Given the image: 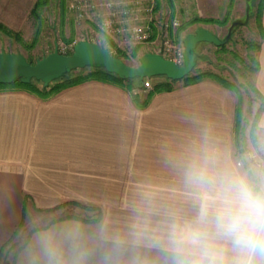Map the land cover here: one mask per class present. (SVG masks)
Listing matches in <instances>:
<instances>
[{"label":"crops","instance_id":"0c3cea01","mask_svg":"<svg viewBox=\"0 0 264 264\" xmlns=\"http://www.w3.org/2000/svg\"><path fill=\"white\" fill-rule=\"evenodd\" d=\"M247 5L252 10V0ZM262 32L250 84L254 152L264 158V6ZM238 102L235 88L213 78L146 101L96 81L49 99L1 88L0 264H47L38 235L68 227L82 236L79 264H170L148 238L170 214L192 213L189 163L208 151L247 175L236 143ZM64 203L96 206L101 216L24 225L26 215ZM73 259L65 249L63 260Z\"/></svg>","mask_w":264,"mask_h":264},{"label":"rangeland","instance_id":"374dc122","mask_svg":"<svg viewBox=\"0 0 264 264\" xmlns=\"http://www.w3.org/2000/svg\"><path fill=\"white\" fill-rule=\"evenodd\" d=\"M38 1L0 0V25L14 34L0 30V53L21 54L27 60L36 62L54 52L56 46L60 53L68 55L69 51L73 52L77 42L87 40L106 48L129 66H138L142 56L147 53H162L166 59L183 65V40L188 34L208 26L224 39L235 24L231 39L223 47L207 43L197 46L194 54L196 66L192 73L209 72L236 89L239 94L237 149L244 154L243 163L248 177L256 178L264 174V158L255 154L253 141L257 104L252 99L250 81L261 33L255 20L247 23V4L251 0H50L38 10L37 19L32 13ZM110 3H113L112 9H108ZM252 3L255 13L259 8V0H252ZM126 8L129 12L124 16ZM115 12L118 15L115 18L118 27L130 29L140 26L144 29L150 26L149 40H130L129 31L107 34L102 23ZM175 21L179 23L178 26H174ZM152 27L156 32L153 33ZM165 41L169 43L167 47L163 46ZM91 69L94 68L74 71L69 76H85ZM168 80L161 76L135 79L131 93L138 99L149 100L155 95L157 86ZM177 83L183 81H174V86ZM39 86L42 87V84L39 83ZM39 213L37 210L34 215H26L24 225L38 228L69 217L91 220L101 216L98 207L78 203H64Z\"/></svg>","mask_w":264,"mask_h":264},{"label":"clouds","instance_id":"9594fccd","mask_svg":"<svg viewBox=\"0 0 264 264\" xmlns=\"http://www.w3.org/2000/svg\"><path fill=\"white\" fill-rule=\"evenodd\" d=\"M193 200L191 214L175 212L148 239L170 264H264V174L256 178L221 166L206 151L186 168ZM82 243L77 228L42 232L37 244L47 264H67L64 250L76 253ZM82 255V253H81Z\"/></svg>","mask_w":264,"mask_h":264},{"label":"water","instance_id":"95a60500","mask_svg":"<svg viewBox=\"0 0 264 264\" xmlns=\"http://www.w3.org/2000/svg\"><path fill=\"white\" fill-rule=\"evenodd\" d=\"M233 27L224 39L205 28H198L194 33L188 34L183 40V65L166 59L162 53H147L142 56L138 66H129L106 48L87 40L77 42L70 55L60 53L56 46L54 52L36 62L28 61L21 54L1 52L0 85H8L17 80L29 84L35 80L48 87L67 74L95 66L104 67L108 73L124 79L144 80L161 76L171 81H181L196 66L194 51L197 46L202 43L224 46L231 39Z\"/></svg>","mask_w":264,"mask_h":264},{"label":"trees","instance_id":"16d2710c","mask_svg":"<svg viewBox=\"0 0 264 264\" xmlns=\"http://www.w3.org/2000/svg\"><path fill=\"white\" fill-rule=\"evenodd\" d=\"M50 0H39L37 4L35 5L33 9V16L38 19V10L44 7L46 4H48ZM259 8L257 12H253L252 10L247 11L248 21L249 23L251 20H255L257 24V29L259 32L263 35L262 32V9L264 6V0H259ZM200 20V19H198ZM212 22V20H209ZM219 24H224L223 22L217 21ZM154 32H156V29L152 27ZM184 29V28H181ZM0 30L7 34L14 35L13 32L9 31L7 28H5L3 25H0ZM223 47V46H221ZM120 53L122 51L118 50ZM72 51H69L67 54L70 55ZM123 54V53H122ZM194 54H196V50L194 51ZM116 57V56H115ZM29 61V60H28ZM89 68V67H88ZM94 69H91L87 73V75L82 74H76L73 76H69V74L61 77L60 79L54 81V83L50 84L48 87H45L41 82L33 80L29 84H24L20 80L14 81L11 84L8 85H0L1 88H15L21 91H25L28 93H31L33 95H36L37 97L41 99H49L62 91H65L67 89L82 85L86 82L96 81V82H102V83H108L113 84L116 86H120L125 88L128 92H131L133 80L135 79H124L120 78L115 74L108 73L104 67L101 66H95L91 67ZM86 69V68H85ZM206 78H213L221 83L227 84L224 80H222L219 76H216L214 74H211L209 72H200L197 74H190L189 76L185 77L182 81L185 86H190L197 84L201 82L202 80ZM39 83L42 84V87L39 86ZM174 89V81L168 80L167 82L163 84H159L157 88L155 89L156 93L161 92H171ZM155 93V94H156ZM153 95V94H152Z\"/></svg>","mask_w":264,"mask_h":264},{"label":"built area","instance_id":"2783aa9c","mask_svg":"<svg viewBox=\"0 0 264 264\" xmlns=\"http://www.w3.org/2000/svg\"><path fill=\"white\" fill-rule=\"evenodd\" d=\"M112 8H113V3H110L108 6V9H112ZM128 10L129 9L127 8L124 10V14H125L124 16L128 15L127 14L129 12ZM115 18H118V15L116 14V12H115V15H111L103 21L102 23L103 30L107 34L112 35V34H118L124 31H129L130 40H133L135 42H144V41L149 40V38L151 37V33H150L151 27L150 26H147L148 28H144V29L140 26H137V27L135 26L130 29H126L127 27L125 28L124 26L118 27L117 20ZM178 24L179 23L177 21L174 22V26H178ZM168 45L169 43L167 41H165L163 44L164 47L165 46L167 47ZM63 53H66V50L65 51L63 50Z\"/></svg>","mask_w":264,"mask_h":264}]
</instances>
